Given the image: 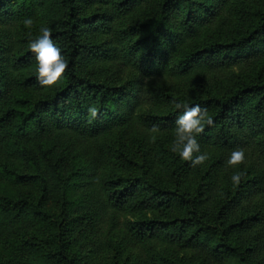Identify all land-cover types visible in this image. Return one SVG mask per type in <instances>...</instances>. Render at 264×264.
Returning a JSON list of instances; mask_svg holds the SVG:
<instances>
[{
	"label": "trees",
	"instance_id": "16d2710c",
	"mask_svg": "<svg viewBox=\"0 0 264 264\" xmlns=\"http://www.w3.org/2000/svg\"><path fill=\"white\" fill-rule=\"evenodd\" d=\"M45 26L67 61L50 86L28 50ZM0 29V264H88L73 242L115 214L107 264H145L138 244L264 264V0H0ZM177 101L212 118L192 188L160 137Z\"/></svg>",
	"mask_w": 264,
	"mask_h": 264
},
{
	"label": "clouds",
	"instance_id": "9594fccd",
	"mask_svg": "<svg viewBox=\"0 0 264 264\" xmlns=\"http://www.w3.org/2000/svg\"><path fill=\"white\" fill-rule=\"evenodd\" d=\"M30 24L31 21H26ZM41 35L31 40L28 44V50L34 53L36 66L35 74L37 82L42 86L53 85L61 78L67 67V61L61 54V49L52 39V33L49 27L40 29ZM175 108L182 111L176 116L175 139L171 151L177 153L182 160L190 161L192 166L202 163L206 158L205 153L200 152V145L196 139V134L201 133L204 125L212 124V118L207 116L206 110L199 104H187L177 101ZM91 117L95 119L98 116V109L91 107L89 109ZM154 128L156 126H153ZM193 153H199L193 155ZM245 160V152L241 148L232 150L226 160L227 165H239ZM243 175V171L234 172L230 179L233 184H238Z\"/></svg>",
	"mask_w": 264,
	"mask_h": 264
},
{
	"label": "rangeland",
	"instance_id": "374dc122",
	"mask_svg": "<svg viewBox=\"0 0 264 264\" xmlns=\"http://www.w3.org/2000/svg\"><path fill=\"white\" fill-rule=\"evenodd\" d=\"M2 29H0L1 35ZM114 69L112 72L116 74L117 77L127 78V71L125 67L120 62L112 63L110 65ZM171 80L165 77H150L146 80V83L149 85L163 89L167 87ZM172 138H168L171 137ZM163 140H167L168 145L172 147V144L175 139V130L174 134L169 135H161L160 136ZM193 155H198L197 153H193ZM138 159V158H137ZM198 165V164H197ZM194 168L190 169L187 176L183 177L181 180L182 187L192 188L195 184V181L198 178L196 172L198 170ZM159 170V167L156 168ZM151 174L152 172L149 171ZM163 175V173H161ZM165 176V175H163ZM131 219L129 215L123 214H115L110 219L108 218L100 228L93 232L88 229L83 231L77 241L73 242L72 248L75 249L76 252L80 253L84 260L88 262V264H107V255L110 252L108 247V233L107 230L109 228L110 223H117L118 226L121 223H125L126 220ZM102 227V228H101ZM99 249V250H98ZM74 252V251H72ZM125 253L129 254L131 258H137L138 260H145L148 264H171L173 262H177L179 260L180 263H189V264H198L197 255L192 253L189 250H184L178 247H160L158 244L151 245V244H138L134 248L125 249ZM3 251L0 248V254ZM194 256V257H193Z\"/></svg>",
	"mask_w": 264,
	"mask_h": 264
}]
</instances>
